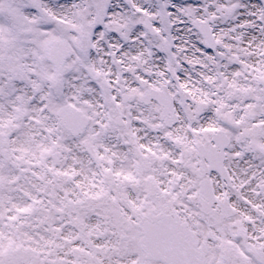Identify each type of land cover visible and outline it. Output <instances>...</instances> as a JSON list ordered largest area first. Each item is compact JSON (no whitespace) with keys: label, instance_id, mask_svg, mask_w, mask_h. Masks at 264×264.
<instances>
[{"label":"snow or ice","instance_id":"6c2138e0","mask_svg":"<svg viewBox=\"0 0 264 264\" xmlns=\"http://www.w3.org/2000/svg\"><path fill=\"white\" fill-rule=\"evenodd\" d=\"M0 264H264V0H0Z\"/></svg>","mask_w":264,"mask_h":264}]
</instances>
